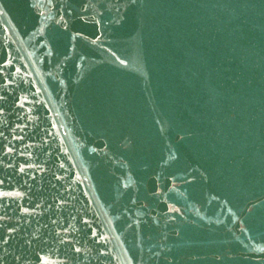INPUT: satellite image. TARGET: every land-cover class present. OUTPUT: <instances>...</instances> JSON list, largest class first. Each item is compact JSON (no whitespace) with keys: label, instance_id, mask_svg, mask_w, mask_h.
Instances as JSON below:
<instances>
[{"label":"water","instance_id":"1","mask_svg":"<svg viewBox=\"0 0 264 264\" xmlns=\"http://www.w3.org/2000/svg\"><path fill=\"white\" fill-rule=\"evenodd\" d=\"M0 264H264V0H0Z\"/></svg>","mask_w":264,"mask_h":264}]
</instances>
